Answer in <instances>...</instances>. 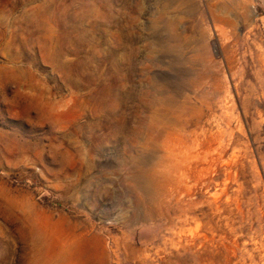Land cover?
<instances>
[{
	"label": "rangeland",
	"instance_id": "obj_1",
	"mask_svg": "<svg viewBox=\"0 0 264 264\" xmlns=\"http://www.w3.org/2000/svg\"><path fill=\"white\" fill-rule=\"evenodd\" d=\"M0 264H264V0H0Z\"/></svg>",
	"mask_w": 264,
	"mask_h": 264
},
{
	"label": "bare ground",
	"instance_id": "obj_2",
	"mask_svg": "<svg viewBox=\"0 0 264 264\" xmlns=\"http://www.w3.org/2000/svg\"><path fill=\"white\" fill-rule=\"evenodd\" d=\"M167 153L169 154L170 151H168ZM170 157L164 156L163 158V164H164L163 167L165 169L163 173V179H164V182L167 183V186L168 185L172 186V184L179 185L181 183V180H180L181 178H179V176L183 177L185 175L184 170H186L187 156L185 155L186 159H183V158L178 159L177 157H174V158H170ZM165 172L172 174L174 178ZM137 219L138 218H136L135 221Z\"/></svg>",
	"mask_w": 264,
	"mask_h": 264
}]
</instances>
